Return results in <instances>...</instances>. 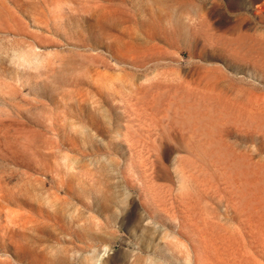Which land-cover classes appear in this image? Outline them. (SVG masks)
Returning <instances> with one entry per match:
<instances>
[{
  "label": "rangeland",
  "instance_id": "1",
  "mask_svg": "<svg viewBox=\"0 0 264 264\" xmlns=\"http://www.w3.org/2000/svg\"><path fill=\"white\" fill-rule=\"evenodd\" d=\"M0 264H264V0H0Z\"/></svg>",
  "mask_w": 264,
  "mask_h": 264
}]
</instances>
